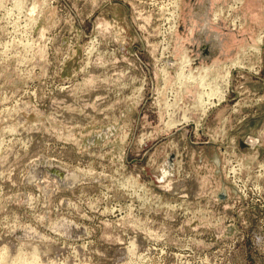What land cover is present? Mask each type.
Returning a JSON list of instances; mask_svg holds the SVG:
<instances>
[{"label": "rangeland", "instance_id": "374dc122", "mask_svg": "<svg viewBox=\"0 0 264 264\" xmlns=\"http://www.w3.org/2000/svg\"><path fill=\"white\" fill-rule=\"evenodd\" d=\"M193 1L0 0V248L37 246L36 264H264V0L211 2L234 51L201 65L225 93L206 113L200 85L176 79Z\"/></svg>", "mask_w": 264, "mask_h": 264}, {"label": "bare ground", "instance_id": "6f19581e", "mask_svg": "<svg viewBox=\"0 0 264 264\" xmlns=\"http://www.w3.org/2000/svg\"><path fill=\"white\" fill-rule=\"evenodd\" d=\"M213 4V0H203L201 3H197L196 0H194L191 5L192 6H189L190 8V11L188 13V17L190 18H193V19H199V20H202L204 19L203 21L205 22V27L202 28L200 31H197L195 33V36L197 38L200 39V47H199V52H200V55L204 58V57H209L210 55H215L217 54V50L214 49V44L216 43L217 39L214 38V37H210L209 39H207V36H206V33H207V28H208V25L210 24V22L208 23V21H206L205 19H208L209 20V17L211 16L212 14V10L211 8L213 7L212 4ZM222 11V10H221ZM219 13L221 12H216L214 14V18L217 19L219 17ZM223 14V13H222ZM213 17V15H212ZM234 19V18H233ZM232 19V24L231 26L233 27V30H237L238 28V25L239 23L241 24V20L240 18H235L234 20H236V24H234V21ZM221 20L219 19L218 22H220ZM212 24L214 27L217 26V24H215L213 18L211 20ZM174 28H175V25H174ZM218 28V27H216ZM224 32V30H222V33ZM260 39V38H259ZM261 40V39H260ZM259 40L260 44L261 41ZM218 43H221V40L218 42ZM260 49V48H259ZM258 49V50H259ZM4 51V50H3ZM191 60H192V64H191ZM191 60L190 59H187V60H184V61H181V63L179 64L180 65V70L179 72L177 73V81L182 85L184 84V82H189L190 84L193 83V84H196L198 83L201 87V92L198 93V96H197V99H198V104L199 105V109L202 108L203 109V112H207L208 110H210L211 106H214L215 104L221 102L224 98H225V93L221 90V88L218 86V84L215 85V81L217 80L216 78L219 77L220 74H218V72L214 71L212 72L211 71V68L209 69L210 66L206 67V68H201L202 64H198L196 63V59L193 58L191 56ZM205 61L208 62L207 64H212L213 62H210L211 61V57L210 58H205ZM215 62V61H214ZM173 63V62H172ZM191 64V65H190ZM206 64V63H205ZM226 64V63H225ZM172 65V64H170ZM174 65V64H173ZM236 65V64H234ZM187 66L188 67H191V68H196L198 66H200L199 69H202L205 71L206 74H197L196 76H194L191 72H187ZM225 66V65H224ZM173 67V66H172ZM232 67V66H231ZM224 70H226V68H224ZM230 71L231 69H227L226 71V74L223 75L226 83L228 84V82L230 81ZM200 72V71H199ZM208 72V73H207ZM163 73V72H162ZM165 75V74H164ZM167 75V74H166ZM167 77V76H166ZM165 78V77H164ZM192 85V84H191ZM196 109V108H195ZM203 112H202V115H203ZM186 118V119H185ZM183 119V118H182ZM184 119L186 122H189V118H188V115L184 114ZM171 120V119H170ZM178 122V121H177ZM179 123V122H178ZM198 123V121H197ZM174 124V123H173ZM248 141L251 142V144L255 145L256 141H257V138H254V137H249L248 138ZM247 141V142H248ZM252 145V146H253ZM214 151V150H213ZM221 154V153H220ZM217 158V157H216ZM47 160V159H46ZM45 160V161H46ZM55 161V160H54ZM53 161V162H54ZM217 162V161H216ZM37 165L39 164L36 163ZM175 164V163H174ZM44 165V164H43ZM50 165V164H49ZM52 165V164H51ZM173 163L172 164H169V166H167L166 164H164L162 167H161V170L159 171V173L157 174L158 176L162 175L163 177H166L169 173V171L171 170V167H172ZM46 167V166H45ZM49 167V166H48ZM40 165L37 166V167H34L33 169V174L32 176L35 174L37 175L40 171ZM47 171V170H46ZM31 172V171H30ZM52 172H55L58 177L66 182L68 181H73L76 176V173L75 171H72V170H68L66 173L65 172H62V171H58L56 168H54L52 170ZM34 175V176H35ZM33 176V177H34ZM39 176V175H38ZM78 176V175H77ZM76 176V178H77ZM32 178V177H31ZM78 179V178H77ZM29 180H35V179H29ZM75 182V181H74ZM69 183V182H68ZM62 184V183H60ZM73 184V183H72ZM70 184V185H72ZM65 185V184H64ZM68 185V184H67ZM68 222V221H67ZM65 223V222H64ZM69 223V222H68ZM59 224V223H58ZM70 224V223H69ZM67 225V224H66ZM58 226V225H56ZM61 226V225H60ZM65 226V224H64ZM28 227V226H27ZM65 229V228H64ZM67 229H69L67 227ZM25 230V229H24ZM32 229L31 227L29 228H26L25 232L26 233H23V234H32L31 233ZM68 231V230H67ZM30 232V233H29ZM34 234H35V231H33ZM18 233V232H17ZM39 234V233H38ZM38 234L36 233V235H34V237H37ZM28 235V236H29ZM33 236V235H32ZM23 237V236H22ZM27 237V236H26ZM8 240L6 241V243H2V247L0 248L1 250H3L4 254H2V257L0 256V259L1 260H4L5 261H13V257H15V260L17 261L18 264H36V260L38 259L37 257L39 256L40 252L36 246H34V249L33 251L31 252V250L29 252H31V256H30V259H28L27 255H28V252L25 251V253L22 252V250L15 244H9L7 243ZM1 243V242H0ZM20 249V250H19ZM27 253V254H26ZM42 254V253H41ZM40 257V256H39ZM41 259V258H40Z\"/></svg>", "mask_w": 264, "mask_h": 264}, {"label": "flooded vegetation", "instance_id": "af4514ba", "mask_svg": "<svg viewBox=\"0 0 264 264\" xmlns=\"http://www.w3.org/2000/svg\"><path fill=\"white\" fill-rule=\"evenodd\" d=\"M247 1L248 0H246V2ZM246 4H248V2ZM212 15H214V14H211V16L209 17V20L205 19L206 21H208V23L210 22V24L208 25V28H207L206 36H207V39H209L211 36L217 39L216 43L214 44V49L217 50V54L210 55L209 57L207 56L204 58L200 55V52H199L200 39L195 36V33L197 31H200L202 28L205 27V22L203 21L204 19H202V20L193 19V18H190L187 16V21L189 24L188 26H191V29H188V34L186 36L189 38V43L190 44L193 43L192 45H190V44L187 45V47L193 51V53H191V52L189 53L190 54L189 56H190V60H191V56L193 58H195L196 63H198V64H202V63L207 64L208 62L205 61V58L208 59L210 57H211L210 62H214L216 60L224 59V57H225L224 53H230L231 51H234V49H229L230 47L228 46L229 42H231L232 35L226 31L227 30L226 27H224L223 33H222L221 29L214 27L212 22H211ZM213 20H216L218 22L219 18L215 19L213 16ZM196 29H197V31L194 32ZM233 32L237 33V30H234ZM220 40H221V43H218ZM191 64H192V60H191Z\"/></svg>", "mask_w": 264, "mask_h": 264}, {"label": "crops", "instance_id": "0c3cea01", "mask_svg": "<svg viewBox=\"0 0 264 264\" xmlns=\"http://www.w3.org/2000/svg\"><path fill=\"white\" fill-rule=\"evenodd\" d=\"M219 3V2H216V4ZM223 29V28H222Z\"/></svg>", "mask_w": 264, "mask_h": 264}]
</instances>
